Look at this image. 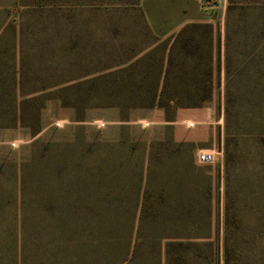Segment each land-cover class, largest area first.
Here are the masks:
<instances>
[{
  "label": "trees",
  "instance_id": "16d2710c",
  "mask_svg": "<svg viewBox=\"0 0 264 264\" xmlns=\"http://www.w3.org/2000/svg\"><path fill=\"white\" fill-rule=\"evenodd\" d=\"M36 9L21 12L18 23L0 21V133L21 129L32 139L43 131L46 102L61 99L60 86L90 74L83 60L73 65L65 59L70 37L59 35V24L44 22L39 30L47 8ZM234 10L229 2L227 26ZM79 12L73 8L67 16ZM124 63L128 66L115 72L74 83L70 88L79 93L63 107L117 106L122 119L139 108H160L166 117L201 108L212 100L215 71L218 77L221 72L220 37L212 24H188L173 39L150 41ZM71 67L82 74L68 76ZM225 71L228 77V63ZM118 78L126 83L109 84ZM135 79L147 84L127 82ZM257 89L237 88L233 104L225 85L223 138L218 133L223 175L197 163L191 142L167 135L142 144L139 155V142L90 140L83 125L68 138L35 139L20 162L4 160L12 188L0 193V209L14 202L18 238L14 255L0 251V264H261L256 248L264 215L254 212V227H244L245 215L237 208L254 195L236 180L245 171L246 180L259 179L255 199H264V104L248 101ZM107 90L124 96L136 90L145 98L128 100L124 108L101 100ZM221 110L219 105L218 115ZM124 149L128 155H122ZM254 204L260 209L261 203Z\"/></svg>",
  "mask_w": 264,
  "mask_h": 264
},
{
  "label": "rangeland",
  "instance_id": "374dc122",
  "mask_svg": "<svg viewBox=\"0 0 264 264\" xmlns=\"http://www.w3.org/2000/svg\"><path fill=\"white\" fill-rule=\"evenodd\" d=\"M229 2L233 3L236 10L232 11L227 26L226 13ZM29 8H47L42 12L43 19L39 30L43 29V24L47 22L55 24L56 28L59 24V35L70 37L65 59L70 60L73 65L74 61L83 60L88 69L85 72L90 74L80 80L65 82L60 86L64 87L60 93L61 99L53 98L46 102L42 110L43 131L35 138L27 136L21 129L0 133L1 195H7L12 188L4 160L12 158L16 159L15 162H20L21 157L30 153L28 145L35 139L50 141L68 138L73 128L78 125L85 126L90 140L96 137L97 140L111 141L120 135V138L125 137L131 141L137 136V140L133 141L148 145L149 142L155 141V137L161 140L169 135L175 141L191 142L195 156L201 151L220 153L214 163L201 166L211 168L215 174L219 170L223 175L224 152L218 144V133L221 131L223 138L225 85L228 84L233 104L237 102L234 92L241 87H259L256 93L248 96V101L251 104H264V0H0V21L7 17L9 21L16 18L15 22L18 23L21 12ZM73 8H79L81 12L67 16L68 11ZM200 20L214 25L216 38L218 34L223 51L219 77L217 70L215 71L213 98L201 108L178 109L174 115L167 117L160 108H139L128 113L129 122H126L121 119V110L117 106L87 109L79 106L77 111L72 107H63V101L69 102L72 95L79 93L78 90L70 88L74 83L125 68L128 65L124 62L150 41L163 42L175 36L185 23ZM50 34L45 33L46 36ZM227 63L228 77L225 71ZM73 67L67 75L77 78L82 72L72 71ZM146 80L135 79L127 82L147 84ZM107 81L111 80L101 79L103 83ZM115 82L119 86L120 82L126 83L118 78L109 84ZM117 91L107 90L101 100L106 104L125 106L128 100L138 101L145 98L138 96L136 90H128L130 93L127 96L118 95ZM246 92L248 93V89ZM88 98L91 101V97ZM244 100H247L246 97ZM219 105L222 107L221 115H218L217 111ZM234 116L235 114H232L230 117L231 122L235 121L232 123L237 122L233 120ZM173 118L176 119L174 123L167 122ZM79 119L83 120L78 122ZM166 127L170 129L167 130ZM262 137L264 140V135ZM144 150L143 145L139 146L137 154L141 155ZM122 155H128L125 149ZM141 159L144 160V155ZM175 172L180 173V170ZM247 174V171L242 172L236 179L237 184L243 186L246 194L254 196L241 203L237 212L245 215L242 216L244 227H254L253 213L259 211L264 215V199L262 196L255 199L261 181L253 178L246 180ZM124 183L125 181L121 185ZM256 201L261 203L260 209L257 210L254 204ZM14 208L13 202V205L8 203L0 209V251L6 250L9 257L12 253L14 255L15 239L18 238L11 219ZM256 251L263 255L261 264H264V235L258 242Z\"/></svg>",
  "mask_w": 264,
  "mask_h": 264
},
{
  "label": "built area",
  "instance_id": "2783aa9c",
  "mask_svg": "<svg viewBox=\"0 0 264 264\" xmlns=\"http://www.w3.org/2000/svg\"><path fill=\"white\" fill-rule=\"evenodd\" d=\"M220 153H216L214 151H201L196 156V161L200 165H207L214 163Z\"/></svg>",
  "mask_w": 264,
  "mask_h": 264
},
{
  "label": "crops",
  "instance_id": "0c3cea01",
  "mask_svg": "<svg viewBox=\"0 0 264 264\" xmlns=\"http://www.w3.org/2000/svg\"><path fill=\"white\" fill-rule=\"evenodd\" d=\"M192 23H207V24H210V23H208L207 21H202V20H200V21H193V22H189V23H185L180 29L182 30L186 25H188V24H192ZM213 25V24H212ZM214 26V25H213ZM215 28V27H214ZM180 30V31H181ZM180 31H178V33L180 32ZM177 33V34H178ZM176 34V35H177ZM175 35V36H176ZM175 36H172L170 39H173ZM225 53V52H224ZM222 56H223V51L221 50V58H222ZM215 57H216V55H215ZM221 65H222V63H221ZM163 110V109H162ZM164 111V110H163ZM165 112V111H164ZM163 114V113H162ZM164 115V114H163ZM165 116H166V114H165ZM122 119V118H121ZM122 120H124V121H126V122H129V118H127V119H122ZM175 118H174V120L173 121H167V122H175ZM78 122H81V121H78ZM136 137L137 136H135V137H133L132 138V140H135L136 139ZM163 136L161 135V138H162ZM120 138V135L118 136V138H116V139H113V140H111V141H114V140H118ZM137 140V139H136ZM154 140H159L158 138H154Z\"/></svg>",
  "mask_w": 264,
  "mask_h": 264
}]
</instances>
